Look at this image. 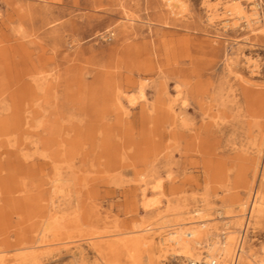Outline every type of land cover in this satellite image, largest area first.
I'll return each instance as SVG.
<instances>
[{
	"label": "rangeland",
	"instance_id": "374dc122",
	"mask_svg": "<svg viewBox=\"0 0 264 264\" xmlns=\"http://www.w3.org/2000/svg\"><path fill=\"white\" fill-rule=\"evenodd\" d=\"M159 1L0 0V118L23 108L31 124L21 135L0 134L1 175L24 179L25 192L15 187L14 197L47 193L45 175L55 161L80 183L65 199L54 198L62 204L58 217L88 223L113 240L148 226L140 235L155 245L163 235L155 229L158 214L175 213L168 200L206 198V213H228L242 224L240 205L248 208L254 190H264V0H238L247 14L259 5L258 26L222 14L230 0H186L178 19L159 17ZM215 9L219 18L209 21ZM139 83L150 107L177 88L187 103L186 124L161 127L154 112L142 120L139 103L116 124L110 91ZM26 84L29 95L20 97ZM140 173L147 184L163 185L162 194L147 189V198L158 199L148 209L141 205ZM46 205L2 210L0 264H13L30 249L39 264H105L92 247L99 240L74 234L38 243L54 212ZM232 229L237 242L239 227ZM241 249L245 258L240 254L237 264L264 259V217L251 218ZM139 250L140 264H150L147 250ZM118 262L128 264L123 253ZM154 264L187 261L168 251Z\"/></svg>",
	"mask_w": 264,
	"mask_h": 264
},
{
	"label": "bare ground",
	"instance_id": "6f19581e",
	"mask_svg": "<svg viewBox=\"0 0 264 264\" xmlns=\"http://www.w3.org/2000/svg\"><path fill=\"white\" fill-rule=\"evenodd\" d=\"M227 2H229V0H227ZM230 2L231 3H227L223 6L222 14H227L228 16L232 15L233 17L237 18V21L242 20V23L248 24L250 26L260 25V13L255 12V7L257 9L259 6L258 4H255L254 6V13L247 14L238 0H230ZM156 4H158V6H156V10L159 14V17L163 19H178L182 17L185 12H187L189 7L186 0H160ZM217 11L218 10L215 9L209 15V17H211L208 19L209 21L219 18ZM245 18L248 19L245 21ZM126 20L129 21V18ZM225 25L227 24H224V27H226ZM260 29L262 32H264V24H261ZM253 31L255 32V30ZM246 63L249 65L250 59H248ZM251 65L256 67L254 62H252ZM246 84L249 85L248 83ZM21 89L23 91L22 94H19L22 95L20 97L29 95L27 93V89L30 90L29 85H23ZM246 90L247 89H244V91ZM110 92L111 95L108 96V101L110 100L113 110L117 112L115 121L116 124L122 123L120 122V116L127 113V107H132L137 103L140 104V117L142 120L144 117H147L148 113L154 112L156 115L154 120L157 122V124L159 123L161 127L166 126L169 129H174L177 127V125H184L187 122L184 116V110L187 107V103L181 98V92L177 88L174 97H168L166 101L161 99L157 101L158 104H156L154 107L148 106V102L145 97L144 86L141 83H139L137 87L132 90H122L115 88ZM261 99L262 98H260V100ZM14 106H18L16 102L14 103ZM16 112L17 113L14 114L11 111L9 116H7L5 119L0 118V134L10 130L12 134L15 132H20V135L27 132L23 129V127H30L31 124H29V122L26 121V118L23 116L24 109L20 108V110H16ZM263 126L264 124L261 127L259 125L260 146H264ZM62 141L63 139L61 140V143L65 145L67 140H64L63 142ZM7 143H9V139ZM54 143L56 142L53 141V144ZM48 144L50 145V141H48ZM55 155L57 156V154ZM22 157L26 159L25 155H22ZM54 162L55 161H53L54 167H52L51 176L45 175L48 179L46 184L49 185L47 193L45 192V194H43L42 191H39L35 196L24 195L21 199L15 198L14 195L19 189L24 190L23 192H25V189H23L25 187L23 181L24 179L19 178V176L15 174H10V176L7 175L5 178L1 175L3 169L1 166L2 164H0V194L2 195V198H0V214L3 212L2 210H4V208L6 210L8 209L9 211L18 208L33 210L36 206H38V202L46 200L47 209H49V212H54H51L52 214L50 216V220L44 224L45 227L40 233V242L38 243H43L47 236H51L54 240L56 238L60 240V237L66 236L65 238H69L74 234L88 238L87 241L99 240V242L93 243L92 247L94 248L95 253H97L105 261V264H119L120 262L118 261H120V256L122 253L125 255L128 264H140V248H145L147 250L150 264H154L158 258L163 257L168 251L181 256L186 261L193 263L203 262V264H210L212 261H214L215 264H227V261L232 258L230 263L232 262L233 264L234 262L237 264L238 260L240 259V254H242L245 258V253L242 251L241 245L244 241V237L246 235L248 225L251 222V218L258 223L259 220L264 217V190H262L263 185H261V187H259L261 189L254 190L252 200L248 208L246 204L240 205V208L244 212L241 216H239L242 218L244 217L242 224L238 219L235 222H231L232 216H229L228 213L224 214L222 212H216L212 215L208 212L206 213L208 206L207 204L209 203L206 198L193 199L191 201L187 199H174L168 200V203L166 204L168 211H170V213L175 212L174 214H158L159 217L157 221L159 223L155 229L162 231L163 234L161 235V241L159 245H155L153 241L149 239L150 237L147 238L140 235L142 232L151 231V228H148V226L142 227L141 225L134 226L133 228L135 230L132 229L129 234L113 235L112 238L116 237L113 240L108 236H99V233H95L93 229L87 225L88 223L85 224L78 220L70 222L63 217L61 218L57 216L58 212L56 211L62 204L61 201H56L54 198L62 196L61 199H65V195H68L67 192H70L73 187H76V185H79L80 183H75L76 177L74 173L70 174L72 177L70 180L65 174L62 173L61 168L55 166ZM10 163V165L13 164V162ZM13 169L15 170L16 168ZM12 178L13 180H10ZM145 178L146 175L140 173L138 182L141 183L139 185V192L142 195L141 205L144 209H148L151 206L156 205L158 199L147 198V189L149 188V190L153 193L162 194L163 185L160 180L156 179L152 185L147 184ZM69 183L72 184L70 185ZM42 186L44 185L41 184V187ZM15 187L19 189L15 191ZM170 196H173L172 193ZM191 208L195 209L190 212ZM218 221H220L221 224L220 229L217 226ZM232 226H237L240 230H238L240 237L238 238L237 242H235L236 237L234 235L236 232H233ZM130 235L132 236L127 237ZM104 239H107L108 241H102ZM201 248L203 249V252H200ZM29 251H31V253H28L27 255H18V259L13 264H39L40 261L36 257L37 253H34L32 249ZM253 264H264V259L256 261Z\"/></svg>",
	"mask_w": 264,
	"mask_h": 264
},
{
	"label": "built area",
	"instance_id": "2783aa9c",
	"mask_svg": "<svg viewBox=\"0 0 264 264\" xmlns=\"http://www.w3.org/2000/svg\"><path fill=\"white\" fill-rule=\"evenodd\" d=\"M239 245H240V243H239ZM187 264H203V262L202 263H193V262L187 261ZM210 264H215V262L212 261ZM231 264H232V262H231ZM233 264H235V263L233 262Z\"/></svg>",
	"mask_w": 264,
	"mask_h": 264
}]
</instances>
